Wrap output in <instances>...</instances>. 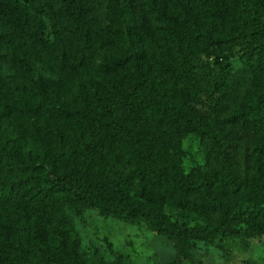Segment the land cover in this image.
Here are the masks:
<instances>
[{
	"label": "trees",
	"instance_id": "16d2710c",
	"mask_svg": "<svg viewBox=\"0 0 264 264\" xmlns=\"http://www.w3.org/2000/svg\"><path fill=\"white\" fill-rule=\"evenodd\" d=\"M156 4L165 41L171 51L160 59L133 64L132 59L109 62L95 93L81 95L63 106L56 97L64 95L89 64L80 54L82 36L113 47L121 33L111 26L100 29L97 0L0 1V54L12 51L34 57L56 79L35 80L25 62L13 60L12 82L23 98L20 106L0 113V126L9 123L25 135L38 138L45 147L44 162L34 154L12 153L0 146V264H84L68 231L67 206L97 209L104 215L142 226L165 237L175 250L167 264L195 260L197 243L211 245L217 238H256L264 235V222L247 217H230L228 202L211 196L214 181L199 187L201 216H219L220 226H190L172 221L157 210H149L129 192L130 177L119 174L111 158L124 146L142 160L162 162L150 136L168 124L230 145L249 131L264 130V59L245 54L237 70L225 68L212 75L211 117L198 115L196 107L181 93L173 94L168 82H186L195 87L193 69L201 66V52L209 39L187 30L210 23L220 34L219 43L235 37L228 16L220 11L223 0H164ZM240 13L242 38L264 40V0H245ZM249 5H255L253 14ZM176 7L181 15L173 16ZM114 20L116 4L108 5ZM52 24L55 43L71 52L61 59L44 39L45 24ZM142 33L153 35L152 19L142 16ZM247 34V35H245ZM264 45H262V48ZM264 163V150L261 152ZM49 167V171L47 169ZM167 185L183 187L185 181L164 164L160 173L146 167L141 173ZM228 187L241 185L226 176ZM236 226V228L234 227ZM121 264V256L110 247ZM251 264V263H247Z\"/></svg>",
	"mask_w": 264,
	"mask_h": 264
},
{
	"label": "rangeland",
	"instance_id": "374dc122",
	"mask_svg": "<svg viewBox=\"0 0 264 264\" xmlns=\"http://www.w3.org/2000/svg\"><path fill=\"white\" fill-rule=\"evenodd\" d=\"M14 4L17 0H0ZM20 1V0H19ZM99 10L96 14L100 29L108 26L121 33L117 45L107 47L101 41L91 43L83 35L81 46L85 48L80 58L89 66L73 81L64 95L56 97V104L63 106L81 95L95 93L96 85L103 79V69L111 61L132 59L133 64H142L160 59L169 51L165 41V32L159 22L156 11L158 2L164 0H113L116 15L111 20L108 5L112 0H97ZM245 0H223L220 11L228 16V26L235 37L229 43H219L220 34L210 23L198 24L195 29L187 30L192 35H204L209 39L201 56L203 63L193 69L195 87L186 82L167 83L173 94L181 93L189 98L201 117H211L212 101L210 97L212 75L225 68L237 70L242 66L241 58L245 54H263V41H257L250 35L241 36L240 13L247 8ZM254 14L255 5H249ZM173 16L181 15L176 7ZM147 14L152 19L153 35L142 33V16ZM45 24L44 39L51 45V51L64 59L70 48L55 43L52 24L46 18H40ZM260 28H264V20ZM25 62V69L35 79H56L51 71L34 57L5 51L0 54V113L5 109L20 106L23 98L15 91L12 82L14 75L13 60ZM150 140L161 158L159 164L148 163L138 157L129 146H124L111 161L117 172L130 177V194L138 201H143L149 210H157L172 221L190 226H220L219 216L205 218L197 207L202 203L199 187L214 181L211 196L216 202H228L230 217H247L264 222V163L261 152L264 150V130L249 131L239 140L228 145L213 137L204 139L201 135L188 132L168 124ZM0 146L12 153L34 154L44 162L46 154L42 141L20 132L14 125L5 123L0 126ZM164 164L181 177L183 187L169 182L147 179L141 171L146 167L160 173ZM49 171V167H47ZM226 176L241 185V191L227 186ZM66 217L72 242L78 247L80 259L84 264H116L117 257L112 255L110 247L121 256V264H167L175 255L172 244L157 232L149 228L133 225L104 215L97 209L74 208L67 206ZM236 228V226H234ZM195 260L183 264H264V235L256 238H217L213 244L197 243L194 250Z\"/></svg>",
	"mask_w": 264,
	"mask_h": 264
}]
</instances>
